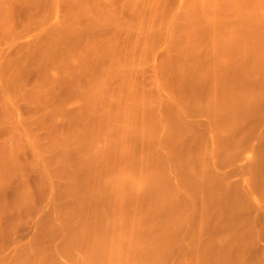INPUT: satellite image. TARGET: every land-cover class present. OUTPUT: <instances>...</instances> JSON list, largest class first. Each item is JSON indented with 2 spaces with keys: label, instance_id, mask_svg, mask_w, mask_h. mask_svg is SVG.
Masks as SVG:
<instances>
[{
  "label": "bare ground",
  "instance_id": "1",
  "mask_svg": "<svg viewBox=\"0 0 264 264\" xmlns=\"http://www.w3.org/2000/svg\"><path fill=\"white\" fill-rule=\"evenodd\" d=\"M17 1L0 0L8 45L20 40L7 20ZM168 1L32 0L43 13L37 32L20 54L0 48L4 123L32 150L53 209L47 204L48 218L42 209L41 235L9 264H58L50 242L57 236L61 246L84 252L83 264H170L176 247L175 264H237L264 235V212L260 225L239 219L254 198L264 206V132L242 184L230 183L216 160L234 162L252 130L250 118L264 106V0H181L173 11ZM118 5L132 17L121 16ZM121 33L133 37L122 53ZM157 36L168 52L148 84H140L134 71L154 56ZM33 59L38 68L52 67L29 87L24 73L35 67ZM56 74L72 80L70 102H80L85 113L70 117L60 134L57 127L53 132L56 114L44 121L35 112L25 123L13 104L29 103L30 94L41 104L58 85ZM158 105L168 113L165 138L149 123L147 111ZM83 143L89 164L85 152H75L81 165L70 163L66 158ZM14 145H8L9 167L0 160V190L14 171Z\"/></svg>",
  "mask_w": 264,
  "mask_h": 264
},
{
  "label": "rangeland",
  "instance_id": "2",
  "mask_svg": "<svg viewBox=\"0 0 264 264\" xmlns=\"http://www.w3.org/2000/svg\"><path fill=\"white\" fill-rule=\"evenodd\" d=\"M26 1L27 0L24 1L18 0L16 3L14 2L12 14L10 15V18L7 19L8 22H10L11 24L12 31L18 36H20V40L18 41V43L13 45L6 44L4 39L6 38L7 29L2 26L4 25L5 19L0 17V48L3 47L2 48L3 50H8V52L11 53L12 55L20 54L23 48L26 47L27 43L30 40V37H32V35L37 32L38 29L37 24L40 22L43 16V13L40 10V8L34 2H33L34 4L30 3V1L32 0H29V2L27 1L28 3ZM117 1L121 3L127 0H117ZM180 2L181 0H169L166 3L165 7L173 11L178 9ZM120 9L121 8L119 7V12L121 16L129 19L132 17V13L129 10L127 9L120 10ZM137 37L140 39V35H138ZM131 38H133L131 35H127L124 33L117 35V42L119 45L120 53H122L126 49L127 42ZM160 38L161 37L157 36L155 42L152 44V46L155 49L154 56L151 55L150 57L146 58V60H143L142 67L140 68L139 66V68L134 71L135 78L140 84L143 83L148 84V81L151 80L150 77L154 67L162 62L165 54H167L168 52L169 46L165 41V38L164 39H160ZM82 40L79 42L80 43L83 42ZM24 52H26L25 49ZM177 55H178L177 52L173 53V57ZM35 60L33 59L31 62H34L35 67L38 68L37 65L38 63L37 64L35 63L37 62V60L36 61ZM103 60L104 59L101 58L100 62H103ZM32 66L34 65H32L31 63V67H29V69L24 73L25 81L29 87H31L34 84L35 82L34 80H36V78H40L42 74L44 75L48 74L49 73L48 70L52 67V64L48 62L44 65L43 68L39 66L40 68L38 69ZM236 69L238 72L239 67L237 66H235L233 71L230 72L234 73L236 72ZM241 69L242 67H240V70ZM262 75H264V73H262ZM55 76H56V80L58 81V85L53 91L50 92L48 96L49 98L47 97L45 101L42 99L44 102L41 101L42 102L41 104H37L40 101L34 99L32 100V96H30L31 95L30 94L29 97L26 96L28 97L29 100L31 97V101H27L29 103L25 101L27 104L22 103L19 105L18 100H13V104L16 107H18L21 118L24 120L25 123H28L31 117L34 116L35 112L39 114L41 117H43L44 121L46 120L49 121L51 119L50 116L52 114H56L58 118L55 124L56 126H54L53 132L56 133L57 131L56 129H58L60 132L59 131L57 132H59L60 134L62 132L61 130L66 131L69 128L70 122L73 123L72 120L69 122L70 117L83 118L85 117V113L83 112V105L80 102H70L74 92V88L72 87L73 90L71 89L72 80L70 78H65L63 76H60V74H56ZM191 78L192 76L190 75L187 82H189V79ZM226 78H228V76H226ZM254 80L255 78L251 82L248 80L247 82L248 85H250L249 82L251 83V86H253V84L255 85L256 81L258 80H256L255 82ZM87 81L88 78H82L83 84H85ZM110 85L111 87L115 86L112 82ZM203 86L206 85L203 84ZM30 90L31 89H28L27 94L31 93ZM34 101H36V103ZM45 109H47L48 111L43 112ZM147 113L149 117L153 118V120L149 121V123L151 124V127H153L154 125L155 132L159 136L158 138H165L167 136L168 125H169L167 117L165 118V113L168 114L166 110L161 105L160 106L158 105L153 110H148ZM5 115H6V106L0 99V120H1L0 121V160L2 159L1 161H3L4 163L3 164L0 161L1 163L0 166H2L3 164L5 165V167H9V163H10L9 161L11 159H6V158L7 156L9 157L10 146L14 145V142H17L18 144V145H14L15 163L12 162L14 164L12 165L14 171L12 170L13 168H11L12 167L11 166L10 168L13 173H11V171H8L10 174L9 175L7 174L8 176L6 180L7 183L5 187H3L0 190V264H9L10 262H12L24 250V247L26 245L32 243L36 239V237L41 235L40 234L41 222L43 225V221H41L40 218L42 220H44L43 217L48 218V216L50 215L48 211L52 206L51 204H49L48 201V199H50V193L48 189L46 190L47 192L45 191V188H47L45 187V184L47 186V182L43 176L41 177L42 173H40L41 171L40 165L35 161L32 150L27 145L23 143H18V134L16 133V131H13L8 124L4 123ZM155 118H157L158 120L161 118V121L159 120L158 122L157 120H155ZM202 118H203L202 121L205 122L206 117L202 116ZM263 120H264V106H262L257 111V114H254L250 118L249 121L250 124L252 125V130L248 134L242 146V151L235 157L233 163H229V162L221 163L218 157H216V160L219 166L221 167V169H223L227 173L230 183L242 184L243 179L247 178L243 173V169L249 164L254 163L256 161V151L261 143L260 134L264 132ZM39 128L41 127L39 126ZM40 131L41 132H39V135L41 136L42 133L43 136L45 130L43 131V129L41 128ZM45 135L43 136L42 139L47 140L48 137ZM189 138H190L189 136L188 137L186 136L184 139L189 140ZM98 144L102 145V143H98ZM148 144L151 147H153V142H150ZM252 145H253V149H252ZM84 146L86 147V144L82 145L81 147ZM85 147L82 148L83 150L82 149L80 150V146L78 147V149H74L73 153H71L70 155L71 159L70 156L69 158L66 159H68V161L69 160L72 161V162L69 161L70 163H75L78 162L79 160L80 161L79 163L81 165V163L83 162V161L81 162L82 159L84 161L85 159L87 160L88 152H86V149L90 150V148H87L88 146L86 148ZM75 152H79L80 154L81 152L82 153L85 152V153L84 155H82L83 158L81 159L82 156H80L79 153L75 154ZM5 153L8 154L5 155ZM72 154L75 158L74 157L72 158ZM75 155H77L79 159ZM3 158L5 159L3 160ZM76 158L77 160L73 162V159L75 160ZM5 160L6 161L8 160L9 162L8 165L6 164L7 162L5 163ZM69 162L67 163L69 164ZM85 163L89 164L88 161H85ZM99 163L100 162L98 163L95 162L96 166H99L97 165ZM75 164H72V167L75 166ZM90 165L91 167L95 166L94 162L93 163L91 162ZM79 166H76L73 169L75 170L81 169ZM96 166L93 168H97ZM101 166L102 165L100 163V167ZM81 167L83 169L84 165L82 164ZM87 170L84 171V174L87 173L86 172ZM81 171L78 170V173L83 174V172ZM41 178L45 180V184H43L44 182H42ZM60 178H63V181L65 180L64 183H67L65 176L64 177L60 176ZM172 179L173 182L175 183L176 180H174V178ZM23 185H24V189L25 188L28 189L27 193H25L24 189L22 191V188L20 186ZM80 186L82 185L80 184ZM21 193L25 194V196L23 197ZM26 194L28 195V198L26 197ZM29 196L31 197V199ZM181 198L180 200L183 203L184 200ZM23 199H25V201L26 199H28V202L23 201ZM258 200L259 199L255 200L254 198V202L251 204L250 208L240 213L239 219L240 218L249 219L260 225L262 223L260 214L261 212H264V206L259 202L260 200L259 201ZM181 201L179 202L180 204H182ZM45 202L46 205L44 204ZM47 204H49L50 207L47 208L48 206ZM44 206L46 207L44 208ZM42 209L43 210L46 209L43 212L44 213L47 212L46 213L47 217L46 214H44L43 216ZM51 210H53L52 207ZM41 214L43 217L41 216ZM60 240H61L60 236L53 237L50 240L51 244L56 246L57 249L56 260L58 264H83L86 258L84 252L78 247H71L69 245L61 246ZM178 253H179V249L177 247L176 249L174 248V250L167 257L168 263L175 264L178 260ZM237 264H264V235H261L258 240H255L247 247V249L244 251V257L242 262Z\"/></svg>",
  "mask_w": 264,
  "mask_h": 264
}]
</instances>
